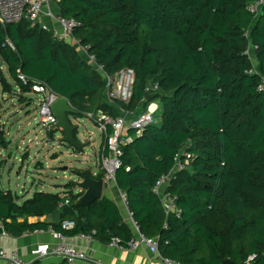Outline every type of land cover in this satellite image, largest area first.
Listing matches in <instances>:
<instances>
[{
    "label": "trees",
    "instance_id": "obj_1",
    "mask_svg": "<svg viewBox=\"0 0 264 264\" xmlns=\"http://www.w3.org/2000/svg\"><path fill=\"white\" fill-rule=\"evenodd\" d=\"M255 1L61 0L59 15L81 24L73 36L95 65L110 76L134 71L127 104L106 101L102 75L71 45L29 21L0 25V96L14 91L4 66L20 93L31 92L35 80L66 98L74 119L96 112L118 118L145 110V87L157 84L156 122L129 131L133 141L122 149L115 185L140 234L180 264H245L249 256L264 264V91H257L264 81V6L257 16L246 10ZM8 143L0 127V149ZM183 149L191 160L169 185L181 216L166 220L151 189ZM103 175L99 164L94 179ZM80 195L68 183L59 194L35 192L20 203L0 184V233L19 238L52 229L108 245L133 236L113 201L75 206ZM57 210L59 223L28 221ZM64 221L73 229L62 230Z\"/></svg>",
    "mask_w": 264,
    "mask_h": 264
},
{
    "label": "built area",
    "instance_id": "obj_2",
    "mask_svg": "<svg viewBox=\"0 0 264 264\" xmlns=\"http://www.w3.org/2000/svg\"><path fill=\"white\" fill-rule=\"evenodd\" d=\"M61 0H0V25L5 27L10 24H16L21 21H29L33 26L37 25L42 30L51 32L53 38L66 42L71 45L83 58L90 64L94 65L105 82V98L109 104L124 103L127 104L133 95V86L135 82V73L130 68L119 70L115 75H107L102 67L95 65L94 57L87 52V48L83 47L79 40L74 38L73 34L80 27V23L73 18H65L53 13L52 8H57ZM264 6V0H257L246 7V10L254 16H257L260 8ZM49 20L56 25L57 29H50L44 21ZM4 45H8L13 49V45L6 40ZM248 54V52H247ZM20 81L26 85L29 82L26 77L20 75ZM33 93L40 96L38 122L41 128L48 130L50 126L56 123V119L52 114L51 106L60 98L49 86L41 81H35L30 84ZM158 91L157 84L148 83L144 93L156 95ZM258 92L264 91V81L258 86ZM158 112V102L149 101L145 110L132 116L129 112H124L118 118H112L102 112L87 113L91 120L97 125L102 134V149L99 154V164L103 171L104 186L115 185V173L120 167V157L122 149L133 141L132 136L125 134L130 130L140 133L146 127L153 125L156 121L155 115ZM129 117L132 119L128 120ZM191 160V155L183 149L174 156V167L167 174L160 177L154 184L151 192L159 199L166 220L169 217L179 219L181 213L177 207V197L169 192V185L174 175L183 171ZM120 192V191H119ZM127 210L130 225L133 228V236L124 244L117 238H113L109 245L119 250H135L140 246H146L150 253L154 254L161 264H180L169 258H163L158 250L157 241L154 239L144 238L132 220L131 214L127 209L124 195L119 193ZM68 200H64L59 207L67 205ZM74 223L64 221L61 229L68 231L73 229ZM164 230L167 229L165 223ZM38 232V231H36ZM53 239L57 242L55 245H42L30 251L32 260L28 264H41L40 260L47 256H58L65 264H81L86 260L85 253L74 246L66 245L63 242L64 235L61 232L48 229ZM8 236L4 232L0 233V238ZM80 237L90 240V235L80 234ZM255 256H249L245 264H252ZM0 264H25L16 251L6 252L0 249Z\"/></svg>",
    "mask_w": 264,
    "mask_h": 264
},
{
    "label": "rangeland",
    "instance_id": "obj_3",
    "mask_svg": "<svg viewBox=\"0 0 264 264\" xmlns=\"http://www.w3.org/2000/svg\"><path fill=\"white\" fill-rule=\"evenodd\" d=\"M52 11L56 14V8ZM1 70L14 89L0 96V127L9 142L5 151L0 149L1 186L17 194L22 203L35 192L61 193L65 184L76 181L71 174L75 169L92 167L95 172L93 162L99 161L103 139L94 121L86 114L79 119L69 116L77 127L78 142L85 145L78 154L63 141L60 131L55 130L50 136L39 125L40 96L32 91L20 93L6 68L2 66Z\"/></svg>",
    "mask_w": 264,
    "mask_h": 264
},
{
    "label": "crops",
    "instance_id": "obj_4",
    "mask_svg": "<svg viewBox=\"0 0 264 264\" xmlns=\"http://www.w3.org/2000/svg\"><path fill=\"white\" fill-rule=\"evenodd\" d=\"M58 12L56 8V13ZM45 24L50 29H57L56 25L49 21L44 20ZM6 68V67H5ZM154 100V99H153ZM142 110L137 112L140 113ZM156 122V121H155ZM130 136L129 132L125 134ZM94 161V160H93ZM93 165L96 167V171L93 172V176H97L99 172V161L95 160ZM74 193H79V191ZM119 190L116 185L104 186L103 197L108 198L113 201L122 212L124 219L129 222V217L127 215V210L120 197ZM29 222H43L47 224H56L60 222V211L57 210L49 215L42 218H30ZM130 223V222H129ZM63 242L66 245L74 246L81 249L85 255L86 260L81 264H161L159 259L150 251L146 246H140L135 250H119L118 248L112 247L108 244H102L95 238L90 240L84 239L79 235L69 236L65 235ZM57 242L53 239L52 235L47 231H38L31 234H25L19 238H14L11 236H5L0 238V249H4L6 252L16 251L22 261L28 264L32 260L30 251L40 247L42 245H55ZM41 264H65L63 260L58 256H47L40 260Z\"/></svg>",
    "mask_w": 264,
    "mask_h": 264
},
{
    "label": "water",
    "instance_id": "obj_5",
    "mask_svg": "<svg viewBox=\"0 0 264 264\" xmlns=\"http://www.w3.org/2000/svg\"><path fill=\"white\" fill-rule=\"evenodd\" d=\"M144 98L145 101L149 102L155 99V95L145 93ZM51 111L56 119V123L49 127L48 133H52L55 130L60 131L63 135V141L80 154L85 145L78 142L76 138L77 127L73 126L69 121V116L77 114V111L74 110L67 99L63 97L58 98L51 106ZM71 174L76 178V181L69 184L72 185L74 191L77 189L79 193H81L74 201L75 206L88 207L102 199L104 188L103 179H94L92 167L75 169ZM222 264H231V262L229 259H226Z\"/></svg>",
    "mask_w": 264,
    "mask_h": 264
}]
</instances>
